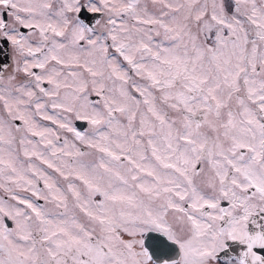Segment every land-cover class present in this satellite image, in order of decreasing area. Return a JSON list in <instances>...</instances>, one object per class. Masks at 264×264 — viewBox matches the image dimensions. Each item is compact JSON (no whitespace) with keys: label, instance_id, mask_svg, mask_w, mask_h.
Wrapping results in <instances>:
<instances>
[{"label":"snow or ice","instance_id":"1","mask_svg":"<svg viewBox=\"0 0 264 264\" xmlns=\"http://www.w3.org/2000/svg\"><path fill=\"white\" fill-rule=\"evenodd\" d=\"M0 43V264H264V0H0Z\"/></svg>","mask_w":264,"mask_h":264},{"label":"flooded vegetation","instance_id":"2","mask_svg":"<svg viewBox=\"0 0 264 264\" xmlns=\"http://www.w3.org/2000/svg\"><path fill=\"white\" fill-rule=\"evenodd\" d=\"M85 15L89 20L92 19L90 14H85ZM22 31H24L25 33L27 32V30H24V29H22ZM0 53H3V55H0V59H4L10 53V48H8L3 43H0ZM8 63H10V61H8ZM8 71H11V69L9 68ZM35 71H39V70L37 69ZM92 98H95V96H93ZM77 122H82V121H76L75 122V125L79 130H84L86 128L87 124L85 122H83L84 123L83 128H80L79 125H77ZM42 123H47V122H42ZM9 223H11V222H9ZM241 251H243L242 246H240L238 244H233L232 248L229 250V254H230V256H238ZM256 251H257L258 255H264V250L257 249Z\"/></svg>","mask_w":264,"mask_h":264},{"label":"water","instance_id":"3","mask_svg":"<svg viewBox=\"0 0 264 264\" xmlns=\"http://www.w3.org/2000/svg\"><path fill=\"white\" fill-rule=\"evenodd\" d=\"M77 125H79L80 128H83L84 123L83 122H77Z\"/></svg>","mask_w":264,"mask_h":264},{"label":"rangeland","instance_id":"4","mask_svg":"<svg viewBox=\"0 0 264 264\" xmlns=\"http://www.w3.org/2000/svg\"><path fill=\"white\" fill-rule=\"evenodd\" d=\"M96 98V97H95ZM95 98H93V99H95ZM87 128H88V126L86 125V128L84 129V130H80V131H87ZM79 130V129H78ZM42 186V185H41ZM39 203H43L42 201H40ZM226 206V205H225Z\"/></svg>","mask_w":264,"mask_h":264}]
</instances>
